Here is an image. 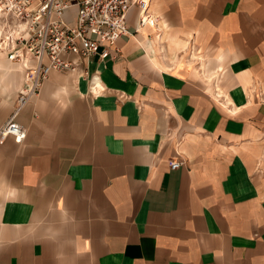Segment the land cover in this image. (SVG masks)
Returning a JSON list of instances; mask_svg holds the SVG:
<instances>
[{"label":"crops","instance_id":"0c3cea01","mask_svg":"<svg viewBox=\"0 0 264 264\" xmlns=\"http://www.w3.org/2000/svg\"><path fill=\"white\" fill-rule=\"evenodd\" d=\"M151 13L53 73L0 145V264H264V0ZM1 84L0 127L21 69Z\"/></svg>","mask_w":264,"mask_h":264},{"label":"built area","instance_id":"2783aa9c","mask_svg":"<svg viewBox=\"0 0 264 264\" xmlns=\"http://www.w3.org/2000/svg\"><path fill=\"white\" fill-rule=\"evenodd\" d=\"M153 0H0V55L18 65L23 84L10 119L0 127V145L9 137L17 143L26 130L17 118L53 73L78 74L85 60L100 48L116 50L129 34L128 16L140 11V27H156ZM182 163L173 161L171 170Z\"/></svg>","mask_w":264,"mask_h":264},{"label":"rangeland","instance_id":"374dc122","mask_svg":"<svg viewBox=\"0 0 264 264\" xmlns=\"http://www.w3.org/2000/svg\"><path fill=\"white\" fill-rule=\"evenodd\" d=\"M18 67H19L18 65H14V64L13 65H10L8 63H6V64H1L0 63V70H2L4 72V74H8L9 76H13V77H14L15 72H16V70H17ZM9 82L10 81H8V83ZM0 87H2V89L4 90L2 92H5V94H6V91H7L6 84H1ZM14 109H15V106H14Z\"/></svg>","mask_w":264,"mask_h":264},{"label":"bare ground","instance_id":"6f19581e","mask_svg":"<svg viewBox=\"0 0 264 264\" xmlns=\"http://www.w3.org/2000/svg\"><path fill=\"white\" fill-rule=\"evenodd\" d=\"M150 27V26H149ZM2 56V55H1ZM101 87V86H100Z\"/></svg>","mask_w":264,"mask_h":264}]
</instances>
